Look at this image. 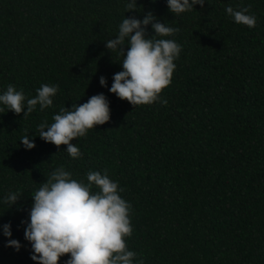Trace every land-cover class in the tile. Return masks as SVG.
Here are the masks:
<instances>
[{
    "label": "trees",
    "instance_id": "obj_1",
    "mask_svg": "<svg viewBox=\"0 0 264 264\" xmlns=\"http://www.w3.org/2000/svg\"><path fill=\"white\" fill-rule=\"evenodd\" d=\"M136 2L126 12V0H0V92L59 86L53 105L26 117L0 106V197L21 195L10 208L0 203V225L10 222L22 245L6 246L0 229V264H36L22 221L61 165L76 179L107 170L119 181L132 205L127 245L144 264H264V0H205L179 14L167 0ZM229 5L248 6L256 26L236 23ZM148 12L180 29L170 38L182 51L160 94L168 103L134 106L108 91L122 56L105 40L124 15ZM98 93L110 120L73 139L79 158L39 137L42 121ZM28 133L31 150L20 141Z\"/></svg>",
    "mask_w": 264,
    "mask_h": 264
},
{
    "label": "clouds",
    "instance_id": "obj_2",
    "mask_svg": "<svg viewBox=\"0 0 264 264\" xmlns=\"http://www.w3.org/2000/svg\"><path fill=\"white\" fill-rule=\"evenodd\" d=\"M210 3V0H207ZM201 8L205 0H167L173 14ZM127 11L137 9L136 0H126ZM225 11L238 24L253 28L257 17L248 6ZM151 25L153 35L148 34ZM180 29L161 22L151 12L125 17L118 25V34L105 40L108 50L122 56V70L113 75L108 89L118 98L132 105L167 104L160 94L172 82L177 67L175 60L182 51L173 37ZM125 46L127 50L125 52ZM100 85L107 87V79L100 77ZM56 84L42 83L36 95L26 97L23 89L9 84L0 92V106L26 117L37 105L40 110L53 105L58 92ZM4 108L0 107V112ZM110 120V102L104 93L90 96L82 104L73 103L71 108L62 107L53 115V122L42 121L37 127L39 137L57 147L66 145L72 158L82 155L73 139L83 137L96 125ZM20 141L31 150L35 147L33 137L25 134ZM32 194V205L25 224L24 237L31 245V259L36 264H59L61 257L70 254L64 264H144L138 253L129 249L126 238L132 235V205L121 193L119 181L111 178L107 170H90L86 180L73 178V173L63 165L55 168ZM21 199L17 191H9L0 197V203L15 205ZM6 246L19 251L21 243L12 238L11 223L0 225Z\"/></svg>",
    "mask_w": 264,
    "mask_h": 264
}]
</instances>
